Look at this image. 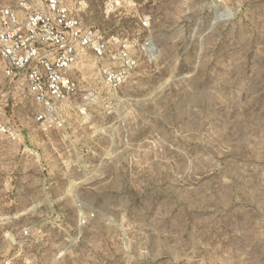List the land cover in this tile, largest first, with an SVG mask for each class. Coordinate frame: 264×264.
<instances>
[{
	"label": "rangeland",
	"instance_id": "rangeland-1",
	"mask_svg": "<svg viewBox=\"0 0 264 264\" xmlns=\"http://www.w3.org/2000/svg\"><path fill=\"white\" fill-rule=\"evenodd\" d=\"M61 1L135 64L63 128L7 91L0 262L264 264V0Z\"/></svg>",
	"mask_w": 264,
	"mask_h": 264
},
{
	"label": "built area",
	"instance_id": "built-area-1",
	"mask_svg": "<svg viewBox=\"0 0 264 264\" xmlns=\"http://www.w3.org/2000/svg\"><path fill=\"white\" fill-rule=\"evenodd\" d=\"M89 52L98 61L105 59L96 68L99 82L109 89L119 87L133 70L135 62L125 48L109 50L101 32L84 29L61 0H0V76L7 81L0 84V136L16 133L1 116L10 89L30 97L38 124L63 128L83 114L91 98L80 91L73 65Z\"/></svg>",
	"mask_w": 264,
	"mask_h": 264
}]
</instances>
